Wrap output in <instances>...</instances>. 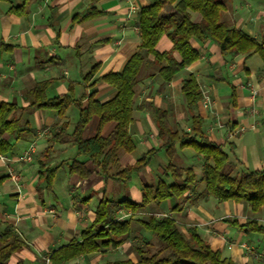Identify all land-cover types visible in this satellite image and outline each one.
<instances>
[{
  "label": "crops",
  "instance_id": "crops-1",
  "mask_svg": "<svg viewBox=\"0 0 264 264\" xmlns=\"http://www.w3.org/2000/svg\"><path fill=\"white\" fill-rule=\"evenodd\" d=\"M152 2L28 0L25 8L17 13L10 8L23 5L25 0H0V100L26 108L16 113L21 117L24 131L19 137L5 134L12 150L0 153V236L13 229L25 243L7 264H45V256L73 240H82V232L94 222L96 208L103 197L140 202L142 188L165 177L169 157L161 159L165 166L157 169L159 176L154 181L140 176L144 175L143 169L151 171L153 159L161 157L163 150L158 151L148 166L135 172L126 182L106 178L96 168L89 178L72 175L68 163L73 159L84 160V156L78 155L76 146L69 139L55 140V136L64 122L69 124L67 135L73 132L79 108L71 105L65 116L60 118L55 110L29 106L27 96L38 82L51 80L46 91L49 98L69 93L74 99L86 102L93 91L101 101L112 98L116 90L101 77L111 71H121L139 50V13ZM224 2L223 20L264 41V0ZM93 9L101 11V14L83 22H74L76 15H84ZM192 19L200 21L201 15L192 12ZM193 45L201 57L179 72L171 83L159 80V88H156L149 69L155 73L157 70L150 64L144 69L137 88L136 105L140 98V103H146V107L135 110L140 115L139 128L143 130L144 126H149L150 131L135 135L130 127L136 149L120 152L121 168L134 164L140 158L133 156L140 146L147 151L160 146L159 129L151 109L153 103L170 112L169 119L174 126L190 129L191 112L181 91L182 81L190 74L199 80L203 96L208 94L212 101L211 108L201 101L199 110H195L203 115L207 134L223 144V149L240 167L250 170L264 168V59L257 53L248 57L246 54H223L213 42L194 40ZM171 47L168 37L158 44L161 51ZM96 64H100L97 73L88 84L83 83L84 75ZM166 93L172 95L170 105L166 103ZM188 115L190 122L187 121ZM98 123L99 117L93 116L84 131L85 138L97 133ZM134 123L135 119L132 125ZM114 127L115 122L106 124L103 135H109ZM240 130L241 133L230 136ZM230 142L235 144L234 153L230 151ZM31 147L34 149L33 160L19 161V156ZM176 156L182 162L194 160L193 167L197 175H201L204 158L193 148L180 149ZM43 166L58 167L50 188L40 178ZM10 168L20 174L18 185L9 174ZM116 171L112 170L113 173ZM166 180L171 182L172 178L166 177ZM121 184L122 189L119 188ZM128 211L122 208L118 214ZM143 213L158 217L171 215L186 234L189 228L196 229L212 249L220 250L224 257L238 264H264V234L246 232L232 223L235 219L245 222L256 218L264 225V206L253 212L248 203L220 202L205 194L204 184L198 183L197 189L188 196L153 202ZM142 238L151 242L155 239L134 221L131 236L117 249L82 255L64 264H104L118 258L136 260L137 255L132 254L134 243Z\"/></svg>",
  "mask_w": 264,
  "mask_h": 264
},
{
  "label": "trees",
  "instance_id": "trees-1",
  "mask_svg": "<svg viewBox=\"0 0 264 264\" xmlns=\"http://www.w3.org/2000/svg\"><path fill=\"white\" fill-rule=\"evenodd\" d=\"M27 2L25 0L23 5L11 7L10 11L19 13ZM169 5L173 6V10L165 11ZM225 7L224 0H153L144 6L137 22L141 36L139 50L129 58L121 71H111L101 77L116 90L115 95L107 101L97 99L96 91L90 94L86 102L74 99L69 93L49 98L46 91L51 80L40 81L28 91L29 106L55 110L60 118L65 116L71 105L79 108V118L73 132L67 135L69 124L64 122L55 136V140L69 139L76 146L78 155L84 156V160L73 159L68 163L72 175L89 178L96 168L106 178L126 182L135 172L148 166L158 151L164 150L169 157L164 170L165 177L155 184L145 185L140 202L103 197L96 208L94 222L82 232V240H73L55 250L51 254L52 264H64L82 255L117 249L131 236L134 221L155 234L158 244L142 238L134 243L136 260L118 258L104 264H238L224 257L220 250L212 249L196 229L189 228L186 234L171 215H136L153 202L188 196L197 189L198 183L204 184L205 194L214 196L220 202L248 203L253 212H258L264 206V168L250 170L240 167L231 154L223 149V144L207 134L203 115L199 111L195 112L203 100V91L194 74H190L181 84V91L191 112L190 129L174 126L169 119L170 112L153 103L152 114L161 139L159 148H151L134 164L124 168H121L120 161L122 150L132 152L136 149L130 127L134 121V110L146 107L144 102L136 105V96L142 73L148 64L156 68L157 75L164 83H171L179 72L201 57L200 51L193 45L194 40L213 42L223 54H246L248 57L257 53L264 59V41L223 20ZM192 12L199 13L201 20L194 21ZM100 14L101 11L93 9L84 15H76L74 22H83ZM164 37L171 40L172 47L161 51L158 44ZM99 67L100 64L94 65L84 75L82 82L88 84ZM25 109L16 103L0 100V153L12 150V144L5 134L19 137L24 131L21 117L16 113ZM93 116L99 117L97 133L85 138L84 131ZM110 122H115V127L109 135L104 136L103 129ZM229 146L231 153H234L235 144L230 142ZM187 147L193 148L204 158L200 176L193 166L173 163L178 150ZM46 153H49V149ZM57 168L43 166L40 170V178L49 188ZM113 169L117 171L113 173ZM166 177H171L172 181L168 182ZM122 208L132 212L128 219H118V211ZM232 223L246 232L264 234V225L256 218H249L245 222L235 219ZM24 245L13 229L6 230L0 237V264H7L11 256Z\"/></svg>",
  "mask_w": 264,
  "mask_h": 264
},
{
  "label": "rangeland",
  "instance_id": "rangeland-1",
  "mask_svg": "<svg viewBox=\"0 0 264 264\" xmlns=\"http://www.w3.org/2000/svg\"><path fill=\"white\" fill-rule=\"evenodd\" d=\"M171 10H173V6H171V5H169V6H167V11H171ZM165 43H163L162 45H160V48L164 45ZM151 67H154V66H152L151 65ZM154 69H156L155 67H154ZM150 71L149 72H152V74H153V78H152V81L154 82V84H155V87L156 88H159V86H158V83H159V80H161L160 78H159V76L157 75V73H155V72H153V70L152 69H149ZM155 73V74H154ZM143 74V73H142ZM182 74V73H181ZM181 76V75H180ZM179 76V77H180ZM176 79H177V75H176V77H175ZM164 83V82H163ZM165 87H167V85L165 84ZM167 94V93H166ZM168 95V98H166L167 100H166V103L167 104H169L170 105V97H172V95H170V94H167ZM176 101H177V98H176ZM137 102H139L140 103V98L139 99H137ZM139 117H140V115H139V113H138V111L137 110H134V119H135V122L136 123H134L132 126H131V132L132 133H134L135 135L136 134H143V133H145L144 131H146L147 133H149L148 131H150V128H149V126H144L142 129L143 130H141L140 128H139V126H138V122H139ZM143 121H145V120H143ZM187 121H189L190 122V117H189V115H188V117H187ZM144 151H147V148L144 150V148L142 147V146H140L134 153H133V156L134 157H137V158H139V157H141L142 155H143V153H144ZM179 151H180V149H179ZM182 154V153H181ZM162 158H167L168 159V155L165 153V151L163 150V155H161V157H155L154 159H153V163H152V167H151V171H146V170H144L143 169V172H144V175H143V173H142V175H140L141 177H146L147 178V180L148 181H154V179H155V177H157V175L159 176V174H158V168L162 165L163 167L165 166V164L163 163V164H161V159ZM165 161H167V160H165ZM168 162V161H167ZM173 163H175L176 165H178V166H185V165H188V166H193L194 164H192V163H195L194 162V160H191V159H189V160H186L185 162H182L180 159H179V156H176L174 159H173ZM158 164H159V166H158ZM196 165V164H195ZM196 167H197V165H196ZM150 182V183H151ZM120 184V183H119ZM119 188L120 189H122V188H124V187H122V184L121 185H119ZM111 189H110V187H109V191H110ZM233 202H231L230 204H232ZM130 211H128L127 212V214L129 213ZM126 213H119L118 214V216H121V215H125ZM138 217H145V216H148V215H151V214H148V213H143V212H139L138 214H136ZM165 216V215H164ZM129 218V217H128ZM147 232L151 235V236H153V238H155V239H153L152 241H153V243L154 244H158V238L156 237V235L155 234H153L152 232H150V231H148L147 230ZM132 254H136V251H135V248L133 249V251H132ZM121 256V255H120Z\"/></svg>",
  "mask_w": 264,
  "mask_h": 264
},
{
  "label": "built area",
  "instance_id": "built-area-1",
  "mask_svg": "<svg viewBox=\"0 0 264 264\" xmlns=\"http://www.w3.org/2000/svg\"><path fill=\"white\" fill-rule=\"evenodd\" d=\"M202 103L206 107H210L211 108L212 101H211L210 96L208 94H205L203 96ZM239 133H241V130L240 131H237L235 133H231L230 136H234V135H237ZM33 152H34V149L32 147L29 148L27 151H25L23 154H21L19 156L18 160L19 161H32L33 160ZM9 174L12 177V179L15 181V183L18 185L19 180H20V174L17 173L15 170L11 169V168L9 170ZM131 215H132V212L130 211L128 214L126 213L125 215L118 216V219L124 220V219L130 217ZM44 263L45 264H52V262H51V255H47V256L44 257Z\"/></svg>",
  "mask_w": 264,
  "mask_h": 264
}]
</instances>
